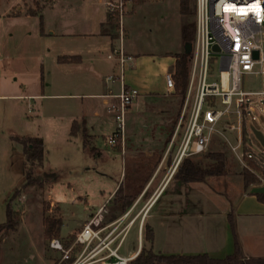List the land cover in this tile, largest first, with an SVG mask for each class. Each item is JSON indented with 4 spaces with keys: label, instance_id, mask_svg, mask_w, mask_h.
I'll return each mask as SVG.
<instances>
[{
    "label": "rangeland",
    "instance_id": "obj_1",
    "mask_svg": "<svg viewBox=\"0 0 264 264\" xmlns=\"http://www.w3.org/2000/svg\"><path fill=\"white\" fill-rule=\"evenodd\" d=\"M140 1L129 0L127 13L131 8H135ZM13 2L14 0H0V14L3 15L4 11L10 9ZM44 2L46 0H35L33 3L26 2L25 5L29 8H37L36 4H38V7L42 9ZM164 9L165 19L164 21L160 19L158 23L160 29H156L148 18L146 21L144 20L148 27L147 34L133 32L132 36L130 35V39L134 40L142 51L146 50L154 55H162L174 52L181 42V25L179 23L183 22L182 25H184L192 18L183 17L178 12L177 3L174 0H169ZM137 16H139V20L142 18L140 14ZM193 19L195 20V16ZM34 21L37 25L32 24L31 21L0 17V96L41 93L40 88H44L48 95L53 93L85 95L104 89L106 77L109 75L106 68L92 70L89 65L73 69L59 66L56 41L51 37H41L40 21L38 22L37 19ZM166 24H168L167 28ZM115 32L117 35V30ZM126 39L125 30V41ZM101 60L106 63L105 56L101 57ZM211 81L218 80L210 79ZM86 83L96 85V88L93 85H86ZM245 85L246 91L260 90L262 79L255 76L247 77ZM94 89L95 91H93ZM194 94L195 90L191 104ZM179 101L180 97L176 93L139 97L128 112V116L133 114L127 117L125 136L127 150L134 148L141 150V148L152 146L159 148L167 145L169 147ZM95 110L100 114L98 121L103 123L102 127L88 131V135L83 139L72 138L70 133L74 121L82 119L83 116L86 117L88 123L92 120L96 121L94 119ZM243 121L239 128L236 114L229 113L221 123L218 133L214 136L206 152L198 157L188 159L195 162H206L205 158L208 155L225 154L230 172L224 176L207 177L204 188L206 191H215L220 195L221 200L227 198L230 202L241 199L242 194L239 191L242 190V186L245 193L249 195L251 189L254 188L246 190L240 175L244 168L249 167L243 158L245 124L252 143L254 160L260 162L262 167V173H257V177L261 186H264V147L252 132L253 128L263 130L264 118L261 119V125L253 122L248 116L245 120L243 118ZM116 129L114 114L102 105L101 100H91L83 96L41 98L30 101L14 100L9 97L0 98V224L6 222L8 202L19 214L18 226H25L37 238V241L43 234L45 216L62 220L63 225L59 236L62 241L72 238L90 217L89 214L91 212L95 214L100 207L107 206L104 223L113 221L116 218L114 210L117 211L122 206L120 203L117 207L115 200L109 204L107 198L116 187L121 172L123 171L121 180V184H123L120 187L123 190L138 192L145 183L144 178L148 171L152 168L149 163H140L136 170L139 173V180L136 185L132 184V164L128 163L123 168L121 151L107 144L108 137L115 133ZM240 135H242V144L235 151ZM28 137H36L44 141L43 169L33 170L31 174L34 177L41 176L43 181L41 186L28 187L13 198V195L26 182L24 146L20 140ZM177 147L178 140L175 141L170 151L171 160L174 159ZM259 159L262 160L259 161ZM182 167L183 163L180 165V169ZM182 171L183 169L179 170V172ZM168 185L169 183L150 208L152 211L148 222L151 221L152 216L158 217L159 214H163V208L169 203V196L178 191V177ZM179 191L186 194L183 189ZM188 192L189 198L180 199L176 196L175 200H180L173 202V205L178 207L179 203L187 204L186 209L194 211L199 209V203H206L202 195L198 197L199 203L191 197L203 193L198 188L192 191L189 187ZM193 203H197L196 209L192 207ZM52 204L53 206H51ZM175 207L173 208L176 210ZM237 211V209L232 211L234 217ZM258 214L259 212L252 213V215H256L253 216L256 217L253 226L261 231L260 235L263 236L264 216ZM174 220L176 219L171 217L169 219L167 216L160 217L158 241L153 249L155 254L165 255L158 253L159 250L164 253L168 250H184L186 249L184 244H191L190 241L196 240V237L191 238L189 233L178 232L179 230L173 224ZM137 228L136 224L124 244L122 253L128 254L137 249ZM146 230L145 227L143 248L150 250L153 246L146 241ZM27 235L26 233L13 232L3 233L0 236V264H38L40 262L57 264L60 256L50 250L49 240L45 239L41 242L38 252L32 245L28 247L27 242L24 241ZM242 260L247 261L246 258H242Z\"/></svg>",
    "mask_w": 264,
    "mask_h": 264
},
{
    "label": "crops",
    "instance_id": "obj_2",
    "mask_svg": "<svg viewBox=\"0 0 264 264\" xmlns=\"http://www.w3.org/2000/svg\"><path fill=\"white\" fill-rule=\"evenodd\" d=\"M34 1L35 0H14L10 6V9L4 11L3 15L0 14V17L10 20L31 21L32 24H36V21L34 20L37 19L39 22V18L27 16L26 11L29 7H26L25 5L26 2L33 3ZM174 1L177 3V10L180 13V0ZM106 2L107 0H46L42 7L45 35H41V37H51L56 41L58 46L57 54H59L57 60L61 56L81 58L80 64L60 65L57 61L59 66L73 69L82 68L86 67V65H89L92 70L106 68L109 75L106 77V85L104 86V89L100 90L99 92L95 91L94 89L93 91L95 92L87 93L85 95H59L56 93L48 95L45 93L44 88H40L41 93H24L23 95L16 94L10 96L2 95L0 98L9 97L14 100L18 99L30 101L41 98H77L83 96L91 100H101L102 105L107 107L109 110V105L114 103L115 100L107 99L106 96L110 90H112L114 94H118L120 85L119 83H111L107 81L110 76L119 75V66L115 60L108 58L111 51L118 45V36L116 35V32L110 23L109 14L105 6ZM168 3L169 0H141L138 5H134L135 8H131L130 12L127 13L124 18V27L127 35V39L123 44L124 50L127 54L134 57L132 67L129 68L125 73V85L137 89L140 93V97L149 95L162 96L164 94H168L166 90L165 75L167 72H172L176 62L175 55L183 52L184 44L182 40L174 52H168L162 55H154L149 53L150 51H142L134 42V40L130 39V35L132 36L133 32L147 34L148 27H146L145 21L148 18L153 26L156 27V29H160L158 23L160 22V19L164 21V8ZM15 11H19L21 15L19 17L11 16V14H13ZM138 14H140L142 17L140 20L138 19ZM179 24L181 25L180 28L182 30L183 22ZM167 27L168 24H166V28ZM104 56L106 58V63L101 60V57ZM87 84L93 85L86 83V85ZM94 87L96 88V85ZM132 114L133 113L130 115ZM98 118H100V114L95 110L94 119L96 121L93 122L92 120L90 123H88L85 116H83L80 120L74 121V123H77V127L74 131L76 136L71 137L75 139H83L88 135V131H92L96 127H102L103 123H100ZM29 138L31 137L26 139ZM172 148L170 146L168 147L167 145L159 148H155L153 146L145 147L141 148V150L138 148L127 150L128 148L125 145L124 147H115L116 150L118 149L121 151V164L123 168L126 167L128 163H131L133 166V185H136V182L139 180V173L136 170H138L137 168L139 167L140 163H149L152 165V168H150L151 170L148 171L147 176L144 178V187L142 186L138 192H135L134 190H123L122 187H120L123 184H121L123 171L121 172L119 181L116 183L114 190L109 194L107 201H109V204H111V202L117 199L116 195L118 191H121L124 195L131 196L133 202L125 211H119L121 208H118L117 211L113 209L116 213V218L114 220L132 209V214L134 216H138L135 225L137 224L138 227L140 222H142L144 228L150 227L153 230V249H155L158 241V222L160 217L167 216L169 219L170 217L174 218L176 220L173 221V224L179 230L177 231L180 233H189L191 234V238L196 237V240L190 241L191 244H184L186 246V249L184 250H168L166 253L159 250L157 251L158 253L165 255L206 254L213 258L225 259L226 257L233 255L235 251V241L231 231L229 217L231 215L233 216L232 211L237 209V214L235 217L233 216V219L236 224V233L241 245L243 258H264V234L261 236V231L255 229L253 226L255 223L254 221L256 220V217L253 216L256 215H252L254 212H259L258 215L263 217L264 204L259 202L256 196L252 195L251 193L250 195L245 193L243 186L242 190L239 191L242 194L241 199L230 202L227 198L221 200L220 195H218V193L213 190L206 191L204 188V185L206 186L205 181L194 183H186L182 181L178 174L180 165L183 162L179 165H177L175 162L177 149L175 150L174 159L171 160L169 155ZM191 158L193 157L188 159ZM176 177H178L179 183V185H177V193L175 192L169 196V203H167L165 208H163V214H159L158 217L156 215L152 216L151 221L148 222L150 212L152 211L150 208L158 199L166 185L168 183L170 185ZM189 187L192 191L195 190V188H198L203 192L205 189V192L198 193L199 195L196 194L194 195L195 197L191 196L195 199V201H197L198 197L201 195L203 196L204 200H206V203H199V200L197 201L199 203L198 210L188 211L186 209L187 204L182 205L179 203L178 207L173 205V202H176L177 200L179 201L183 198H189ZM182 189L186 194H183L181 191H179ZM176 196L180 199L175 200ZM196 206L197 203H193L192 207H195L196 209ZM106 207L105 210H107ZM173 207L177 209L175 210ZM92 214H94V212H91L89 216ZM15 232L28 234L24 238V241L27 242L28 247L32 245L35 250H38V252L41 242L46 239L45 230H43V234H41L39 241H37V238L34 237L25 226H17ZM44 263L45 262H40L38 264Z\"/></svg>",
    "mask_w": 264,
    "mask_h": 264
},
{
    "label": "built area",
    "instance_id": "obj_3",
    "mask_svg": "<svg viewBox=\"0 0 264 264\" xmlns=\"http://www.w3.org/2000/svg\"><path fill=\"white\" fill-rule=\"evenodd\" d=\"M128 2L105 3L118 33V45L108 57L118 63L119 75L107 81L120 85L118 94L110 90L106 96L115 100L109 105L117 124L116 132L107 139L112 148L124 147L128 112L140 97L139 91L126 86L124 80L134 61L123 45ZM194 4L196 37L189 88L170 143L172 148L178 140L177 165L204 154L229 113L236 114L239 128L247 116L260 125L264 118V0H194ZM251 76L262 79L260 90H245V79ZM165 83L167 93H175L174 72L166 73ZM262 129L256 130L264 136ZM241 144L242 135L235 151ZM104 213L105 207H100L72 238L49 241L50 250L60 256L57 264H132L143 247V223L137 228V249L124 254L122 249L138 216H132L131 209L117 220L104 223Z\"/></svg>",
    "mask_w": 264,
    "mask_h": 264
},
{
    "label": "trees",
    "instance_id": "obj_4",
    "mask_svg": "<svg viewBox=\"0 0 264 264\" xmlns=\"http://www.w3.org/2000/svg\"><path fill=\"white\" fill-rule=\"evenodd\" d=\"M37 8H28L26 11L27 16L39 18L40 20V32L41 35H45L44 31V19L42 16V9ZM180 13L183 17H191L190 21H186L182 26L181 34L183 44H194L196 37V25L195 20V4L194 0H180ZM21 13L15 11L11 16L19 17ZM109 20L113 29L117 30L116 22L109 16ZM193 54L188 55L183 51L180 54L175 55V65L172 72H174V81H175V93L180 97L179 109L176 117L174 127L172 128V134L174 133L176 126L178 124L182 107L185 101V97L189 88L190 82V66L192 63ZM58 63L60 65L68 64H80V57H68L61 56L58 58ZM77 127V123H74L72 126L71 136L75 137L74 131ZM171 134V136H172ZM243 158L244 161L248 164L249 167L244 168L240 175L243 177L244 187L248 190L251 187L261 186L260 180L257 177V173H262V167L260 162L254 160V155L252 154V143L249 138L248 130L246 124L244 125L243 130ZM20 142L24 146V167H25V177L26 182L14 195L17 197L25 189L31 186H41L43 181L41 176L34 177L32 176L33 170H42L44 165V151L45 145L42 139L40 138H29L22 139ZM206 162H195L186 159L183 162L182 172H179V176L182 181L186 183L194 182H204L207 177H216L227 175L230 170L227 164V157L223 153L211 154L206 156ZM262 159H259V161ZM180 169V170H181ZM122 192L118 191L116 197L118 199L121 196ZM123 196V197H122ZM120 199H116L117 206L121 203L122 210L125 211L132 204L133 199L129 195H122ZM259 202L264 204V195H255ZM123 203V204H122ZM19 214L12 208L11 203L8 202L6 206V222L0 224V236L4 234L13 233L16 231V227L19 225ZM229 223L231 231L235 241V251L231 256L226 257L225 259L213 258L209 255H159L153 252V247L150 250L143 248L139 256L132 262V264H264V258L256 259H247V261L242 260V250L241 245L238 240L236 233V224L231 215L229 217ZM63 225L61 219L52 218L45 216L44 218V230L45 238L47 240L59 239L60 230ZM147 235L146 241L150 242L153 246L154 242V232L150 227H146Z\"/></svg>",
    "mask_w": 264,
    "mask_h": 264
},
{
    "label": "water",
    "instance_id": "obj_5",
    "mask_svg": "<svg viewBox=\"0 0 264 264\" xmlns=\"http://www.w3.org/2000/svg\"><path fill=\"white\" fill-rule=\"evenodd\" d=\"M184 51L186 54L191 55L193 54V44H186L184 45ZM257 53H255V57H257ZM253 135L257 138V140L260 142V144L264 147V136L263 134L256 130H252ZM250 193L252 195H264V186L254 187L251 189Z\"/></svg>",
    "mask_w": 264,
    "mask_h": 264
},
{
    "label": "bare ground",
    "instance_id": "obj_6",
    "mask_svg": "<svg viewBox=\"0 0 264 264\" xmlns=\"http://www.w3.org/2000/svg\"><path fill=\"white\" fill-rule=\"evenodd\" d=\"M226 76H227V74L225 73V74H224V77L226 78ZM225 86H226V84H225Z\"/></svg>",
    "mask_w": 264,
    "mask_h": 264
}]
</instances>
